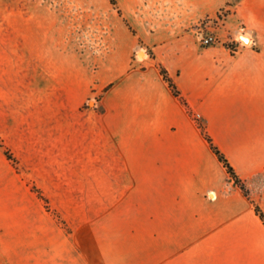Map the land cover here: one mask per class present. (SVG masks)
<instances>
[{"label": "crops", "instance_id": "obj_1", "mask_svg": "<svg viewBox=\"0 0 264 264\" xmlns=\"http://www.w3.org/2000/svg\"><path fill=\"white\" fill-rule=\"evenodd\" d=\"M226 4L227 28L250 29L255 46L201 44L194 27ZM55 24L63 55L39 69L78 105L98 97L128 184L68 232L0 150V264H264V222L194 117L254 188L264 173V0H73ZM144 46L151 55L135 56Z\"/></svg>", "mask_w": 264, "mask_h": 264}, {"label": "rangeland", "instance_id": "obj_2", "mask_svg": "<svg viewBox=\"0 0 264 264\" xmlns=\"http://www.w3.org/2000/svg\"><path fill=\"white\" fill-rule=\"evenodd\" d=\"M71 1L0 0V150L59 221L76 225L122 195L128 179L100 126L98 97L78 105L39 69L63 55L56 12ZM247 196L264 212V173Z\"/></svg>", "mask_w": 264, "mask_h": 264}, {"label": "built area", "instance_id": "obj_3", "mask_svg": "<svg viewBox=\"0 0 264 264\" xmlns=\"http://www.w3.org/2000/svg\"><path fill=\"white\" fill-rule=\"evenodd\" d=\"M231 12L232 9L227 4L214 15L204 17L194 27L203 46L222 44L232 52L237 53L246 45H256V36L250 29L243 27L238 32H232L227 28V19ZM145 52L146 50L143 51V53ZM194 117L199 120L201 115L196 113Z\"/></svg>", "mask_w": 264, "mask_h": 264}, {"label": "trees", "instance_id": "obj_4", "mask_svg": "<svg viewBox=\"0 0 264 264\" xmlns=\"http://www.w3.org/2000/svg\"><path fill=\"white\" fill-rule=\"evenodd\" d=\"M113 2L115 3V0H113ZM161 68V72L164 76V78L168 81L172 91L179 96L184 102L187 103L185 97L182 95L180 89L178 88L176 82L174 81V79L169 75L168 71L162 66L160 65ZM203 133L205 134L206 138L208 139V141L210 142V145L212 147V149L214 150V152L216 153V155L218 156L219 160L223 163V165L225 166V168L227 169V171L230 173V175L233 177V179L235 180V182L240 186V188L244 191V193L246 195H248V186L247 183L245 181V179H243L240 174L238 173V171L236 170L235 166L231 163V161L229 160V158L227 157V155L215 144L214 140L212 139L211 135L208 133L207 128L205 123L203 122H199ZM6 154L8 155V157L10 159L11 156L9 155V153L7 151H5ZM32 189L34 191H36L38 193V195L44 200V203L46 205V207L49 210V206L46 204L45 199L42 197V195L40 194V192L34 187H32ZM256 213L259 215V217L261 218V220L264 222V212L258 207L256 206ZM60 222L62 223L63 227L68 231V232H72L74 230V227L77 225H68L66 222L60 220Z\"/></svg>", "mask_w": 264, "mask_h": 264}]
</instances>
